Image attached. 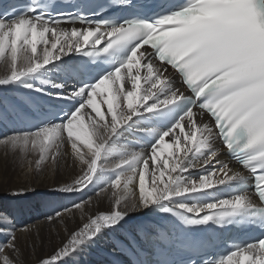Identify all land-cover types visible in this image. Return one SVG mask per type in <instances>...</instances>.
I'll return each instance as SVG.
<instances>
[{"label": "snow or ice", "instance_id": "1", "mask_svg": "<svg viewBox=\"0 0 264 264\" xmlns=\"http://www.w3.org/2000/svg\"><path fill=\"white\" fill-rule=\"evenodd\" d=\"M111 3L142 10L138 0ZM161 7L152 18L117 22L49 11L47 0L41 10L33 0L0 15V61L8 69L0 89L18 85L61 101L58 112L26 130L0 134V144L37 152L36 171L58 163L70 148L79 172L58 191L83 195L91 189L93 195L55 210L50 222L83 214L93 197L110 193L106 211L36 264H70L102 229L116 231L132 213L145 211L188 226L260 230L227 252H211L201 241L186 246L185 258L160 254L155 264H264V0H167ZM73 54L105 63L64 67ZM53 70L76 82L33 83ZM17 104L36 107L30 96ZM155 116L168 123L140 129L151 136L147 146H117L134 118ZM0 216L7 220L0 224V260L18 264L9 253L18 250L17 232L28 229H18L7 213Z\"/></svg>", "mask_w": 264, "mask_h": 264}, {"label": "bare ground", "instance_id": "2", "mask_svg": "<svg viewBox=\"0 0 264 264\" xmlns=\"http://www.w3.org/2000/svg\"><path fill=\"white\" fill-rule=\"evenodd\" d=\"M63 26L71 27L70 25ZM67 58H64V67L68 63ZM7 71L6 65L0 61V77L7 74ZM41 80L64 81L69 87L73 84L68 73L55 70L33 81L37 87L49 88L50 84L41 85ZM53 91L56 90L53 89ZM25 96H30L35 106L42 109L43 105H52L59 109L61 104V101L54 96L35 93L18 85L0 89V134H13L22 129L19 126L21 115L36 116L31 107H21L17 104V101ZM97 100L99 101L100 97H97ZM134 120L135 123L131 127L122 129L117 146H122L127 142L137 147L140 144L147 146L139 139L140 133L143 132L140 129L156 128L154 121L151 118L140 117ZM30 122L34 124L32 120H27L26 126L24 125L25 129L29 127ZM165 139L166 142H170L169 138ZM37 159L38 153L30 148L21 152L0 144V195L4 194L0 196V212L7 213L9 218H14L18 229H28V231L17 232L18 250L15 253H9L18 264H36L38 257L51 252L62 242H67L70 233L82 228L83 224L88 222L89 217L95 218L100 212L106 211L111 204L108 202L110 193L99 198L93 197V203L85 207L83 214L80 211H73L66 214L62 222L59 220L50 222L47 217L55 210H63L65 206L71 207L73 202H79L84 197L92 196L93 192L91 189L83 195L61 192L60 196H56L55 191L63 187L65 183H71V179L79 172V165L74 163L70 148L65 150L64 157L58 163L54 164L49 161L42 166L40 171L35 169ZM192 174L196 175V170H193ZM13 192H19V194L12 195ZM189 203H196V201H189ZM142 214L132 213L124 227L116 231L105 228L93 242L84 246L78 255L71 258L70 264H131L127 250H134L135 246L144 249L146 236L156 234L155 226L145 221ZM6 222V218L0 216V224ZM2 239L0 237V240Z\"/></svg>", "mask_w": 264, "mask_h": 264}, {"label": "rangeland", "instance_id": "3", "mask_svg": "<svg viewBox=\"0 0 264 264\" xmlns=\"http://www.w3.org/2000/svg\"><path fill=\"white\" fill-rule=\"evenodd\" d=\"M66 58V57H65ZM67 60H68V58H67ZM43 105V104H42ZM145 119V118H144ZM124 130V129H123ZM140 134H142V135H148V136H150V134L148 133V132H146V131H143V132H141ZM61 188V187H60ZM55 194H56V196H60V194H61V192L60 191H58V190H56L55 191ZM4 194H1L0 196H3ZM40 195V194H39ZM81 195V194H80ZM64 196V195H63ZM108 202L110 203L111 202V200H110V198H108ZM103 230H105V229H102V231ZM139 246H142V244L140 245L139 244ZM143 247V246H142Z\"/></svg>", "mask_w": 264, "mask_h": 264}, {"label": "water", "instance_id": "4", "mask_svg": "<svg viewBox=\"0 0 264 264\" xmlns=\"http://www.w3.org/2000/svg\"><path fill=\"white\" fill-rule=\"evenodd\" d=\"M143 218H144V216H143Z\"/></svg>", "mask_w": 264, "mask_h": 264}]
</instances>
